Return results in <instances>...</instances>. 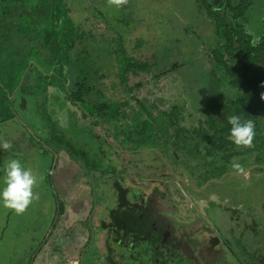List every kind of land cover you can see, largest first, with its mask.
<instances>
[{"label": "flooded vegetation", "instance_id": "1", "mask_svg": "<svg viewBox=\"0 0 264 264\" xmlns=\"http://www.w3.org/2000/svg\"><path fill=\"white\" fill-rule=\"evenodd\" d=\"M103 2L107 10L115 7L112 2H121L120 11L132 25L131 35L144 23L127 0ZM14 11L16 16L32 13L21 6H13L10 12ZM33 12L42 14L44 9L39 4ZM5 23H0L3 31ZM37 47L38 51L29 52L35 58L27 63L24 86L11 89L9 76L0 85V141L11 145L0 149V162L17 158L36 177L32 189L36 198L23 212L0 205V264H188L187 260L206 254L207 243L192 244L191 240L207 233L217 238L210 245L215 259L226 257L230 259L223 264H246V256L255 251L251 235L258 229L256 222L264 223V209L258 204L252 209L233 206L230 197L220 200L218 193L206 195L208 185L219 180L198 185L201 173L191 161L174 153L165 155L185 167L194 180L175 179L159 165L157 151L141 143L124 147L118 142L117 126L100 130L103 118L94 119L92 108L87 112V104L75 99L78 90L70 91L65 85L63 91L57 66L45 69L48 60L54 59L52 52L47 53L43 41ZM169 68L167 63L168 75ZM33 78L39 85L29 95ZM151 92L148 89L145 95L152 103L158 98ZM35 98L28 107V100ZM85 110L90 116L87 123L83 122ZM31 111L37 115L29 117ZM45 131L72 139L81 147L85 162L80 165L75 150L59 140L54 144L42 140L40 134ZM144 153L150 154L149 161ZM209 259L213 258L207 253Z\"/></svg>", "mask_w": 264, "mask_h": 264}, {"label": "trees", "instance_id": "2", "mask_svg": "<svg viewBox=\"0 0 264 264\" xmlns=\"http://www.w3.org/2000/svg\"><path fill=\"white\" fill-rule=\"evenodd\" d=\"M96 1L98 2L96 3L95 0H1L0 15L3 16V20L7 15L13 16L11 23L14 27L11 31L2 30L0 34V40L1 37L5 39L3 43L0 42V49L3 48L6 52L4 57L10 58L12 55L11 57H20L22 59L21 56H23L25 61L23 63L19 61L18 65H27L33 55H30V50L38 51L37 44L43 41L47 48V53L50 54L52 52L54 58L46 63L48 69L52 70L54 66H57L56 70L63 76L64 71L58 65L63 57L68 56L69 50L74 47V40L70 37L62 42V27L67 23L68 16L73 17L70 18L72 19L70 23H73V25H75V19L79 16V13H85L87 16H93L96 19L100 17L105 21L106 27L108 25L116 30H118L117 23H121L127 29V33L125 36L118 34L122 41L119 38V43L116 46L119 51L123 52L119 58L123 73L121 80L129 86L130 92L135 87L139 89L140 85H142L141 81L129 85L130 76L144 75L148 77L150 75L157 81L168 76V73L163 71L167 63L170 65L169 73H177L180 70L190 71L189 69L194 67L201 68L202 71H206L209 88L212 87L214 89L207 103H204V108H199L203 112H208L207 118L197 119L195 122L188 120L191 118H187L193 115L190 109L191 106L186 105L185 101L175 99L177 104L170 105L167 109H162L165 106L159 103L158 100H154L151 103L149 97L147 99L143 98V100L134 99L139 106L142 104L141 107L144 109L146 116H148L143 125H146L149 128V133H152V136H149V140L159 144L160 151L165 155L174 153L179 159L191 161V164L192 162L196 163L195 166L198 167V171L201 173L197 181L198 185L204 184V182L211 179L219 180L222 175L233 170V164L236 162L234 160L237 159L243 162L246 161L247 156L252 157L254 160L253 165L258 166L255 170L263 172L264 169L260 166L264 165V20H259L257 26H254V30L247 27L249 25V22H247L249 14L253 13L249 12V9L256 8L254 1L200 0V4H202L213 26L216 41L208 49L207 54L205 53L203 57H199V62L201 63L199 67H197L199 62H193L194 58L189 61L190 59L183 56L184 54L174 49L178 40L173 41L172 45L169 44L170 41L161 43L160 41L164 42L168 35H162L158 30L152 31V28H148V32H158L155 40L161 44L159 49L153 50L147 55H126L128 58H125L124 55L127 53V47L125 49L126 41L135 42L139 40L144 46L145 43L140 39V35L141 33L144 34L147 26L150 25L144 22L140 25L139 34L131 35L129 32L133 30L132 25L129 22L126 23L128 20L120 11L121 2H112L115 5L112 9H115V12L112 13L105 9L106 7L103 6L104 2L102 3V0ZM39 4L43 9L49 7V4L51 5L49 10L53 8L51 24L48 26H44L43 23L45 10L42 14H34L33 16L36 19H33L31 14L16 16L17 13L15 11L10 12L13 6L27 7L33 12ZM96 6L104 8L103 12L97 8L92 9ZM90 9L94 13H91ZM59 12L62 14H59ZM56 13L57 15H55ZM111 14L115 15L113 16V22L110 20ZM59 20L62 23L58 25ZM142 26H145V29ZM20 30H23L22 35ZM11 35H13L12 38ZM253 38H258V42L254 46L250 43ZM15 40H19L18 43L25 42L23 44H26V47H17L16 44H12ZM7 42L12 44L10 48L5 44ZM136 44L137 47L140 46V43ZM52 47H55L56 50H48ZM27 54L30 56L27 57ZM0 55L3 56L4 54L0 53ZM58 55L60 57L59 60ZM207 60L210 61L211 73L206 68ZM21 75H9L11 78V89L19 85L18 81ZM210 75L215 78L214 82L210 80ZM174 76L178 75L174 74ZM17 77H19L18 80H16ZM195 78L196 80L199 79L197 75H190L189 81H183L182 87L188 94H190L192 87H195V82H198L194 81ZM211 81L214 83L213 86ZM65 82L67 83L66 80ZM74 82L72 85L78 88L75 99L87 103L85 98L93 90L91 82L88 81L87 77L80 76ZM123 101L126 102L125 97H122L120 101L111 100L110 102L116 104L118 109V107L120 108L124 105ZM144 101L147 102V105H143L145 104ZM97 105L95 107L98 108L95 109L99 111L104 109L106 111V102ZM100 113L104 114L101 111ZM232 114H237L244 119L253 121L254 135L250 145L237 146L227 139L230 127L227 117ZM140 140H144V138L139 139V143H141L139 145L143 148L148 146L146 143L149 140ZM226 167H230L232 170L227 171ZM248 167L250 165L243 166V169ZM259 206L264 209V203L259 204ZM255 226H258V229L254 230L253 236L251 235V240L255 241L254 245H252L255 251L246 256V259H244L246 264H264V229L260 227L264 226V223L256 222ZM214 259L206 260L199 257V259L187 260V262L190 264H223L228 260L226 257ZM177 262H183V260L179 259Z\"/></svg>", "mask_w": 264, "mask_h": 264}, {"label": "rangeland", "instance_id": "3", "mask_svg": "<svg viewBox=\"0 0 264 264\" xmlns=\"http://www.w3.org/2000/svg\"><path fill=\"white\" fill-rule=\"evenodd\" d=\"M1 1V0H0ZM124 1V0H123ZM237 1V0H235ZM244 2H253L256 5L255 10L261 11L264 9V0H241ZM128 3H131L129 6L133 9L134 13L138 16V21L141 22H147L148 25L146 28V31L141 33L140 39L144 41L145 45L139 41L136 40V43H140V46L137 47L136 44L133 45L131 41H128V44L125 45V49L127 47V53L124 55L125 58L126 55L132 54H150L153 50L159 49V46L161 44L155 40L158 32L150 33L148 32V28H152V31H160L162 35H168V38L161 43H165L166 41H170L169 44L172 45L173 41L178 40L176 46H174V49L179 50L181 54H184L183 56H186V58L190 59L191 61L194 58V63H198L200 61L199 57H203V55L206 53L208 49L214 44L216 41L214 36V29L212 24L210 23V19L207 17L205 10L203 9L202 4H200V0H127ZM49 7L51 5L49 4ZM49 7H45V15L43 18L44 26H48L51 24L52 19V11L53 8L49 10ZM90 9L89 11H91ZM99 11L104 10V8L98 7ZM115 10V9H114ZM111 8H108L109 12L114 13L115 11ZM91 13H94L91 11ZM35 12L31 13V16L33 19H36L35 16H33ZM59 14H62L59 12ZM83 16H85V13H81ZM57 15V13L55 14ZM112 15V14H111ZM115 15H112L111 22L114 21ZM136 17V16H135ZM3 16L0 15V23H3L4 20L2 19ZM73 18L71 16L67 17V23L63 25V30L61 34H63L62 42L69 39L74 40V47L69 50L68 56L65 58L63 57L60 61L59 67H61L64 71V75L61 76L63 78V91L67 87L65 85H68V89L71 91L73 88L75 91L78 90L77 86H73L72 83H75L74 80L80 76V77H87L88 81L91 82V85L93 86L92 93L87 95V101L88 99H91L88 106L86 108H91L92 106H98L97 104H101L106 102L107 108L106 111L104 109H100L101 112H103L106 117V124L107 126H110L111 124H115L117 126L119 140L124 147L131 145L134 147L135 145H138L139 139L144 138L145 141L149 140L152 136V133H149V128L144 124V121L148 119V116H146L144 109L138 105V103L134 100H143V98H148L147 95L145 96L146 90L150 89L152 90V94H154L157 100L162 102L164 104V108L167 109V107H170V105L177 104L175 99H179L182 101H185V104L188 106H191L192 110V117L188 120H192L195 122L197 119H205L208 116V112L203 110L201 111L199 108H204V103H207V100L209 97H211V93L214 92V89L211 87L209 88L208 78L206 71H202L201 68H190V71L187 70H180L177 73H170L171 75H168L167 77H163L161 79H158L157 81L153 78V76L148 75L147 76H130L131 80L130 83H136L141 81L142 85L137 90H133L130 92L129 86L126 85L124 82H122L121 77L123 75L122 73V65L120 62V56L123 53L122 51L118 50V47L116 46L119 43V33L122 35L121 30L125 29L127 32V29L118 26V30L111 28L107 25V27L102 28H95V27H102L96 25L95 27L90 26L83 29L82 25H73V23H70ZM11 19V18H10ZM21 19V18H19ZM13 19L9 20L7 23H5L4 28L8 31H11L14 27L11 23ZM99 21L105 22L102 18L98 17ZM60 21V20H59ZM249 22L253 27L257 26V18L254 16V14L250 15ZM62 23L61 21L58 22ZM7 25V26H6ZM85 26V25H84ZM6 27V28H5ZM93 27V28H92ZM123 28V29H121ZM143 29H145V26H142ZM90 30L87 32V30ZM57 30V28H56ZM55 30V31H56ZM59 30V28H58ZM124 31V30H123ZM124 31V32H125ZM2 33V29L0 28V34ZM17 33V32H16ZM20 34H23V30H20ZM138 30L132 34V35H138ZM13 35H11L12 38ZM67 36V37H66ZM144 36H146L144 38ZM66 37V38H64ZM136 39V38H135ZM23 40V39H22ZM109 40V41H108ZM122 41V38H120ZM19 40H15L12 44H16V46L26 47V44L18 43ZM68 42V41H66ZM81 42V45H80ZM127 42V41H126ZM3 43V42H2ZM79 43V44H78ZM10 48L9 42L5 43ZM76 45L82 47V45L85 46V49H76ZM155 46V48H153ZM7 47V46H6ZM144 47V48H143ZM48 50H56L55 47H52ZM164 50V49H163ZM0 53H3L4 55H0V85L1 82H4V78L9 76L10 74H13L14 72L19 75L22 74L20 77L19 85L24 86L22 83L23 77L25 76L27 65H18L19 61H22V63L25 61V57L21 56L22 59L11 57L5 58L6 52L5 49H0ZM24 54V53H22ZM62 54V53H61ZM140 56V55H139ZM33 59L35 57L31 56ZM142 57V56H140ZM197 57V58H196ZM122 58V57H121ZM205 58V57H204ZM60 59L58 55V60ZM124 60V59H123ZM207 60L206 68L209 70V73L212 72V68L210 65V61ZM33 60L30 61L32 63ZM16 64V65H15ZM201 63L199 62L197 64V67H199ZM15 65V66H14ZM62 65V66H61ZM44 68V67H43ZM66 68V69H65ZM46 71H49L48 67L45 68ZM164 71V70H163ZM174 74L178 76H174ZM194 75L198 76L199 79L194 81V86L192 87V90L190 91V94L183 89L182 84L183 81H189V76ZM60 76V75H59ZM185 77V79H184ZM210 80L214 82L215 78L212 77V75L209 76ZM19 77L16 78L18 80ZM67 81V83L65 82ZM77 81V80H76ZM145 81V82H144ZM211 81V85L213 86L214 83ZM34 84L31 86L32 91L26 92L29 95H32V93L36 90V87L39 85V82L37 79L33 78ZM32 82V83H33ZM62 83V82H61ZM96 83V84H95ZM118 84V85H116ZM130 84V85H131ZM8 86V85H7ZM120 86V88H125L123 94H119L118 96H122L126 98V102H124V105L120 108L114 103H111L109 97L113 96L114 93L110 92L109 89H117ZM1 87V86H0ZM18 89V88H17ZM109 90V91H107ZM121 90V89H120ZM15 92V91H14ZM40 92V91H38ZM89 93V92H88ZM32 97V96H31ZM121 97V99H122ZM86 99V98H85ZM9 101H11L9 99ZM36 102V98L33 100H28V107H31V104ZM147 105L146 101H144ZM93 112L96 114L100 112L98 109H93ZM98 108V107H95ZM189 108V107H188ZM115 109V110H114ZM198 109V110H196ZM90 112V109H88ZM84 113H87L86 110ZM28 114V113H27ZM27 114L22 115L25 118L33 116V114L37 115L34 111H31V115L28 117ZM102 116V115H101ZM102 120L104 123V117L102 116ZM43 121V120H42ZM32 122V121H31ZM49 123V122H48ZM48 123H45L43 121V125H48ZM110 124V125H108ZM32 125V123H31ZM111 125V129L114 128ZM37 127H39L36 124ZM44 127V126H43ZM115 130V129H113ZM116 134V132H112ZM42 140H45L47 143H55L57 140H59L62 144L66 145L71 150H75L77 156L75 159H77V162L81 165L83 162H85L84 158L80 155L81 147L77 145V143H73V140L70 139L67 136L61 137H55L53 135H49L48 132L45 131V134L41 133ZM125 143V144H123ZM71 145V147L69 146ZM128 144V145H127ZM148 146L145 148H151L152 151L155 150L159 153V157L157 158L159 165L163 167L165 170H168L171 172L172 175H174V178L177 179V177H187L190 180L193 178L190 177V175L187 174L186 168L181 165H176L170 162V159L165 156L163 152L160 151L159 144L154 143L153 141H150L148 143ZM161 145V143H160ZM144 159H147L149 161L150 154L143 155ZM236 161V162H235ZM240 161V160H239ZM237 159L234 160L233 165H238V167H233L232 169L230 167H226L227 171L230 169L232 171L225 173L219 178V181L216 183H211L208 185L207 191L205 192L206 195H209L210 193H218V197L220 200L225 199L226 197H230L229 201L230 204L233 206L241 205L242 208L252 209L254 207V204H262L264 203V171H256L255 168L249 170V167L246 169H243V166L250 165V167L255 166L253 165L254 160L252 157L247 156L246 161H240ZM196 163L191 164V166H195ZM262 169H264V165L260 166ZM220 169V168H219ZM223 169V168H222ZM221 169V170H222ZM247 170V171H246ZM255 170V171H254ZM244 175H238L236 173L243 172ZM235 173V174H233ZM224 176V177H223ZM194 180V179H193ZM260 202V203H259ZM230 259V258H228ZM230 261V260H229Z\"/></svg>", "mask_w": 264, "mask_h": 264}, {"label": "clouds", "instance_id": "4", "mask_svg": "<svg viewBox=\"0 0 264 264\" xmlns=\"http://www.w3.org/2000/svg\"><path fill=\"white\" fill-rule=\"evenodd\" d=\"M258 42V38H253L250 43L253 46ZM230 125L227 139L237 146L250 145L254 135V123L251 119H244L240 115L232 114L227 117ZM11 145L7 141H0V149L8 150ZM238 167V165H233ZM0 205L12 209L16 213H21L28 206L32 199H35L33 186L36 177L32 171L24 167L20 160L9 157L0 162Z\"/></svg>", "mask_w": 264, "mask_h": 264}, {"label": "crops", "instance_id": "5", "mask_svg": "<svg viewBox=\"0 0 264 264\" xmlns=\"http://www.w3.org/2000/svg\"><path fill=\"white\" fill-rule=\"evenodd\" d=\"M250 11L249 12H253V13H250L249 14V17H248V20H249V18H250V15L251 14H254V16H256V18H257V22L259 21V20H264V9H262L261 11H256L255 9H249ZM260 14V15H259ZM4 20H6L7 22L9 21V19H8V16H6L5 18H4ZM94 22H95V25H94ZM75 23H77V25H81V24H83L82 25V27H83V29H85V28H87V27H89L90 28V26H93V27H95L96 25H98V26H102V27H95V28H104V27H106L105 26V23L103 22V21H99L98 19H96L95 17H93V16H87V15H85V16H83L82 14H80L79 13V16L75 19ZM85 25V26H84ZM251 24L249 23V25L247 26L249 29H252V30H254V27L252 26V28H251ZM92 27V28H93ZM135 30H137V28L135 29ZM88 31H90L89 29L87 30V32ZM133 45H135L136 44V41L135 42H131ZM79 44V43H78ZM127 44H128V41H127ZM80 45H81V42H80ZM85 46H87V45H82V47L80 48V46H78V45H76L75 47H76V49H85L86 47ZM136 46H137V44H136ZM130 55H132V54H129V56ZM8 58V57H7ZM40 65H42V63H40ZM129 83V85L131 84L130 82H128ZM32 84V82H29L28 83V85H31ZM96 84V83H95ZM133 84H135V83H133ZM133 84H131V85H133ZM116 85H118V84H116ZM127 85V84H126ZM115 87H118L117 89H109L110 90V92H112V93H114L113 94V96L111 97H109V99L110 100H113V101H116V100H119L120 101V97H122V96H118L119 94H123V93H125L124 92V90H125V88H120V86H115ZM141 87V86H140ZM139 87V88H140ZM121 89V90H120ZM109 90H107V91H109ZM134 90H137V87H135V89ZM90 100L91 99H88V102L86 103L87 105L86 106H88V105H90L89 104V102H90ZM93 107V106H92ZM91 107V108H92ZM89 109V108H88ZM87 109V110H88ZM93 109L95 110V107H93ZM88 112V111H87ZM81 114H83V112H81ZM93 116H94V119H97V118H100V117H104V122H106V115H104V114H102V113H94V114H92ZM102 115V116H101ZM90 118V116L88 115V113H86V115H85V113L83 114V122L85 123H87V120ZM93 119V120H94ZM95 122V121H94ZM112 125V124H111ZM112 126H116L115 124H113ZM105 131V132H107V131H109V126H107L106 124H104V123H102L101 122V124H100V130H102V129Z\"/></svg>", "mask_w": 264, "mask_h": 264}, {"label": "water", "instance_id": "6", "mask_svg": "<svg viewBox=\"0 0 264 264\" xmlns=\"http://www.w3.org/2000/svg\"><path fill=\"white\" fill-rule=\"evenodd\" d=\"M256 167H258V166H252V167H250L249 168V170H251V169H254V168H256ZM247 171V170H246ZM246 171H243V172H238V173H236V174H238V175H244V173L246 172ZM233 174H235V173H233ZM224 177V176H223ZM204 236V237H203ZM220 239H221V237H218V242L220 241ZM222 241H223V239H222ZM191 242H192V244L193 243H198V244H204V243H207V252H206V254H204V256H203V258H205V259H207V253H210V257L211 258H215V255L213 254V252H212V250L210 249L211 247H210V245L211 244H215V243H217V238H215L214 236H212L211 234H205V235H202V234H199L198 236H196L194 239H193V241L191 240ZM189 256H192V253L190 254H188Z\"/></svg>", "mask_w": 264, "mask_h": 264}]
</instances>
